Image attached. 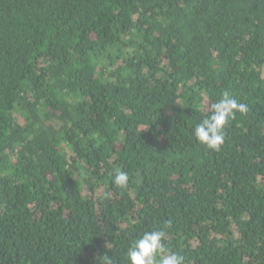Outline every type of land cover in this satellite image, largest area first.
Listing matches in <instances>:
<instances>
[{
    "label": "trees",
    "instance_id": "obj_1",
    "mask_svg": "<svg viewBox=\"0 0 264 264\" xmlns=\"http://www.w3.org/2000/svg\"><path fill=\"white\" fill-rule=\"evenodd\" d=\"M152 230L264 264V0H0V264H128Z\"/></svg>",
    "mask_w": 264,
    "mask_h": 264
},
{
    "label": "clouds",
    "instance_id": "obj_2",
    "mask_svg": "<svg viewBox=\"0 0 264 264\" xmlns=\"http://www.w3.org/2000/svg\"><path fill=\"white\" fill-rule=\"evenodd\" d=\"M211 113L199 122L193 130L196 140L208 149L219 152L225 142L224 129L234 115L246 113L248 106L224 92L222 98L210 105ZM114 184L125 187L128 174L118 171L114 177ZM165 232L162 230L146 231L136 239L127 250L128 264H185V257L176 252H168L163 240ZM107 256L101 259L104 264ZM107 264H112L110 259Z\"/></svg>",
    "mask_w": 264,
    "mask_h": 264
}]
</instances>
